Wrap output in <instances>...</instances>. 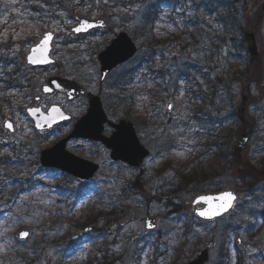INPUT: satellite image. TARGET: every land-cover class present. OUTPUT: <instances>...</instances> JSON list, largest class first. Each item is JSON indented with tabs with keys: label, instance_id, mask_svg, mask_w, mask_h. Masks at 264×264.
<instances>
[{
	"label": "rangeland",
	"instance_id": "rangeland-1",
	"mask_svg": "<svg viewBox=\"0 0 264 264\" xmlns=\"http://www.w3.org/2000/svg\"><path fill=\"white\" fill-rule=\"evenodd\" d=\"M18 1L0 0V54L22 51L24 55L27 48L23 49L20 41H25L27 35L37 40L43 32L53 31L52 56L57 63L49 72L76 78L90 93H101L104 103L110 101V84L114 80L119 82L121 74L133 71V80L120 83L127 81L132 88L125 89L127 94L131 93L135 114L131 120L140 121L138 127L135 122L134 126L149 155L142 169L133 168L112 162L102 145L76 139L67 142V150L99 164L90 180L42 167L38 160L40 151L61 135L55 130L45 134L35 131L24 113L40 83L28 90H5L0 80V152L9 164L0 166V264H11V254L17 256L19 252H29L35 259L33 264H185L206 244L210 246L206 264H223L224 249L230 257L228 264H237L239 258H246V264H264V220L259 219L264 217V181H259L258 189L249 191L248 183L241 184L234 157L228 158L230 151L233 156L238 135L246 131L250 139L242 160L258 172L264 166V119L256 129L249 125L254 122L253 116H260L259 106L264 108V86L259 88L255 76L250 78L249 74L243 83L232 85L229 68L238 65L242 72L248 53L238 27L229 34L225 32L224 20L215 9L216 0H210L212 13L206 11V0H139L130 6L119 4L121 12L131 8L128 16H114L109 23L111 31L92 37H73L69 33L74 15H84L88 6L79 0H67L60 6L53 0L33 16ZM36 1L40 0L23 3ZM260 3L223 0L222 5L233 9L244 28L254 21ZM150 4L162 6L154 14L158 21L157 37L145 44L136 35L140 49L133 59L116 67L107 84L98 85L95 55L121 30L120 21H134L128 27L135 24V28L142 24ZM225 12L224 9L222 14ZM255 35L264 71V11ZM75 64L85 66L84 71L76 72ZM221 66L225 67L226 86L217 91L213 88L217 78L214 68ZM182 72H188L192 79L183 78ZM83 73L89 74L82 76ZM242 95L247 97L244 104ZM10 96L15 98L6 105L2 99ZM44 102L63 105L64 97L54 95ZM168 102L170 110L166 109ZM85 107L86 99L80 98L68 105V110L76 118ZM241 108L245 111L240 112ZM7 118L14 124L13 134L2 126ZM143 119L147 121L143 123ZM41 135L45 137L38 143ZM168 163L194 174L200 181L197 188L181 189L178 196H173L171 183L178 186L179 180L171 167L164 169ZM213 171L219 174L215 175L216 180H202L204 173ZM122 187L130 190L123 191ZM213 187L233 190L237 204L231 214L213 223H203L192 215L191 200L200 190ZM110 194L115 198L110 199ZM100 195H106L105 199L115 206L122 203L117 224L107 229L103 221L96 229L87 223ZM147 215L158 218L151 231L144 228ZM87 227L90 229L85 233ZM22 229L29 232L25 239L17 237ZM105 237L109 241L100 252Z\"/></svg>",
	"mask_w": 264,
	"mask_h": 264
},
{
	"label": "water",
	"instance_id": "water-1",
	"mask_svg": "<svg viewBox=\"0 0 264 264\" xmlns=\"http://www.w3.org/2000/svg\"><path fill=\"white\" fill-rule=\"evenodd\" d=\"M263 8L264 1L260 11H262ZM77 19L79 20V24L76 25L75 28H80L81 32L87 31L96 25L104 26L103 20H88L86 18ZM46 36L50 38L48 39L47 44H44L43 41L45 40ZM245 38L247 41L248 52L251 55V60L253 63L258 64L259 56L253 32H247L245 34ZM52 39V32L44 33L43 37L37 43L30 47L25 56L26 62L33 66L45 65L53 62V60L49 57ZM135 52L136 46L131 38L125 32H120L110 42L105 50L98 54L101 81H103L106 74L115 65L126 61L127 59L132 57ZM29 57L32 58L31 61L29 60ZM263 80L264 78L262 76L260 81L262 82ZM46 88L49 90L45 91ZM41 91L43 94L53 92L65 93L69 100H72L79 95L86 94L85 90H83L82 86L77 82L59 77L49 78L46 81V84L41 87ZM169 105L171 104L169 103L167 105L168 110L170 109ZM53 109H56L57 111H53ZM26 113L32 119L33 126L36 130L48 129L58 122H61L65 119H70V116L68 114L66 115L64 111L61 110L57 105H51L47 113L40 112L39 108H27ZM105 121H107V118L102 108L101 101L98 96L94 95L89 100V106L86 113L80 119H78L72 131L65 138L56 142L53 146L43 149L40 152V164L44 167L59 168L67 172L68 174L82 180L90 179L96 172L98 165L95 162L78 157L65 149L66 142L69 139L86 138L102 142L106 148L110 149V157L112 158V160H119L130 166H138L148 155V151L140 144L132 123L123 119H121L117 123L107 121L108 124L114 128V131L110 136H104L102 134V129L103 123ZM9 122L13 126V123L8 119L4 121L3 126L9 132H13L14 127H12V129L6 127V124ZM247 141V134L243 133L238 137L237 144L234 149L238 157L240 152L246 149ZM227 192L233 193V191L231 190H224L217 193H203L194 197L192 201V204L194 206V215H196L201 220H213L215 218L221 217L227 212H230L234 206L236 199L233 201V206L231 208L226 211L220 212V214L218 215H212V213H214L220 207V205L224 203V201L218 198L223 193ZM234 196L236 197L235 194ZM200 211H204L208 213V215L201 216L198 214ZM149 222L152 223V227H148ZM155 222L156 219L154 217L147 216L144 219V226L147 230H152L155 227ZM88 230L89 228H86L85 232H87ZM22 232L28 231L24 229L20 230L17 233V237L19 239L26 238H21L20 233ZM208 249V246L204 247L186 264H205L208 260Z\"/></svg>",
	"mask_w": 264,
	"mask_h": 264
},
{
	"label": "trees",
	"instance_id": "trees-1",
	"mask_svg": "<svg viewBox=\"0 0 264 264\" xmlns=\"http://www.w3.org/2000/svg\"><path fill=\"white\" fill-rule=\"evenodd\" d=\"M53 0H40L38 2L35 3H30L27 5H24L23 0H19L18 1V5H21L22 7H26L27 9L32 11V16L35 14V12L37 10L42 9V5H50L51 2ZM65 1L67 0H55V4L57 5H64V3H66ZM74 0H70L71 3H73ZM81 2V4H87V9L86 12L87 15L92 14L93 12H98V14L100 16L105 17L106 19H112L113 16L119 15H125L128 16L127 12L131 10V8H128L127 10H124L121 12V9L119 8V4L121 5H131L133 2L135 1H139V0H79ZM223 0H216V6L215 9L219 10V17L221 16L223 18L224 21H222L225 25V32L227 34L234 32V29H236V27H238V29L240 30L241 34H242V25H240L239 21L236 20L235 16H234V12L233 9H229L228 5H222ZM219 3V4H217ZM225 9V14H222L223 10ZM214 11V9H213ZM136 11H134L135 13ZM133 13V15H134ZM146 21V20H145ZM121 25L124 26V22L125 21H120ZM136 32V34L134 33ZM153 31L151 30L150 27H148L147 25L144 24V21H142V24H140L139 26H137L136 28H134V31L132 32V36L134 38H136V35H143L141 38L142 43L145 42L146 40H149V43L151 44L153 41ZM243 36V34H242ZM224 42V39H220ZM219 41V40H217ZM242 41L244 42V38H242ZM221 42V41H220ZM31 44L29 39L25 40L22 43V47L25 48L27 45ZM238 65L235 66H230L229 71H231L230 74V80L232 82V85L234 83H243V81L246 79L245 75L250 76V69H251V64L249 62V55L246 58V66L244 68V70L241 72L239 71V69H237ZM80 66L78 64H75V68L74 70H78ZM225 67H216L214 68L215 71V76H217L216 80L213 82L214 86L213 88H216L217 91H221L222 89H224V87L226 86L225 83ZM182 76L183 78H186L189 80L192 79V76L189 75V73H185L182 72ZM188 77V78H187ZM248 77V76H247ZM13 79V78H11ZM133 80L132 75L129 77V80ZM14 80V79H13ZM10 81V80H9ZM235 84V85H236ZM121 85H123L121 83ZM126 86V88H125ZM7 87V86H6ZM120 87V88H119ZM9 88V87H7ZM123 88V89H122ZM127 88H131L130 85L128 83H126V85L124 84L122 87L119 85H115L111 88V93H110V101L109 102H105V107L108 111V113L110 114L111 117L116 118V117H123L125 119H133L134 115L132 110V104H131V100H130V96L131 93H126L125 89ZM127 94V95H126ZM11 97H7L2 99V101H4V103L6 105H10L11 103ZM264 100V99H263ZM261 108H259V115H256V121L255 123L259 126L261 120L264 119V108L261 106H259ZM261 117V118H260ZM147 121L146 119H143V123ZM133 122H135L136 126L138 127V124L140 121L133 120ZM261 152V151H259ZM224 157V155H223ZM226 157V156H225ZM224 157V158H225ZM232 156V152L230 151L228 158L229 160L231 159ZM7 162L4 161L1 157H0V166H4ZM8 164V163H7ZM245 165V167L242 168H238L237 166L235 167L238 174L241 175H245L246 176V180L248 182V188L249 191H254L252 188L253 182H255V179H253L252 176V170H253V166L248 163V162H244L243 163ZM262 165H264V162H262ZM166 167H171L173 169V173H174V177H176L177 179H179L180 183H179V188L184 190H187L189 188L195 189L197 188V185L200 183L199 179L197 177L194 176V174H189L187 172H185L183 169H181L179 166L177 167H172L171 163H168L165 165L164 169ZM264 167V166H263ZM11 169V168H10ZM6 170L9 171V168L6 166ZM219 175L217 171H213V172H207L204 173L202 177H204L202 180H211L214 181L216 180L217 176L215 175ZM240 175V176H241ZM262 192V196L264 195V190H261ZM172 193L175 194V191H172ZM119 206H115L114 204H112L111 202H98V204L96 205V207L93 209L92 214L90 217H88L87 219V223L90 224L92 226V228L96 229L97 225L100 224L101 221H103V223L105 224L106 229L111 227L114 222H117V216H119ZM103 228H100V231ZM108 240H101L102 245L100 246V252H103L102 250V246L103 245H107ZM103 257H107L109 258V256H105L103 255ZM222 258L224 259V263L223 264H228V252L224 249L223 253H222ZM34 258L32 257V255L29 252H19L17 254V256H13L11 254L10 256V260L9 262L11 264H33L34 263ZM104 264H108V263H104ZM222 264V262H221ZM241 264V263H240Z\"/></svg>",
	"mask_w": 264,
	"mask_h": 264
},
{
	"label": "flooded vegetation",
	"instance_id": "flooded-vegetation-1",
	"mask_svg": "<svg viewBox=\"0 0 264 264\" xmlns=\"http://www.w3.org/2000/svg\"><path fill=\"white\" fill-rule=\"evenodd\" d=\"M102 29V28H100ZM95 30H99V29H94L93 31H91V33H94ZM90 33V32H89ZM25 38V37H24ZM23 38V39H24ZM27 38H29L30 41V45H27V51L29 50V48L35 44L39 39L34 40L35 37L32 35H27ZM21 39V40H23ZM26 40V38L24 39ZM20 43H22L20 41ZM52 50V49H51ZM27 51L24 53H11V54H5L3 52H1L0 54V80L2 82V87L7 86L9 87V89H17V90H28V89H32L33 85L37 86L38 83H40L38 91L40 92V88L41 86H43L46 81L53 77V76H57V74H51L49 72V69L53 68V65H45V66H31L26 64L25 62V56ZM24 52V51H23ZM51 57H52V51H51ZM66 66L64 68H67V62H65ZM57 68V67H56ZM85 68V66H84ZM89 73H84V76H87ZM60 76V75H58ZM67 78V74L65 76H62ZM13 78V79H11ZM10 80V81H9ZM99 85H102V83L98 82ZM39 92H34V94L32 95V99H31V103H27V105L25 106L24 110L27 107H31V108H39L40 112L42 113H47L49 107L51 105H57L61 110L64 111V113L67 115V113H69L71 115V119L67 120L65 119L62 122H59L57 124H55L53 127L47 129V130H41V131H37L40 132L41 134H45V133H49V132H53L55 131H59L61 137L60 139L64 138L67 136V134L72 130L75 122L77 121L78 118H80L86 111L87 107H88V101L90 98L91 94H87L86 97H82L86 99V107H85V111L83 113H81L78 117L74 118V115L71 111L68 110V105H71L72 103H75L79 98L75 99V100H67V96L60 94V93H53V94H46V95H40ZM94 95H98L101 98V93H93ZM54 95H63L64 97V104L61 105L58 102H49V103H45V99L47 97L50 96H54ZM12 98L14 99L15 97L12 96ZM27 98V97H25ZM28 101V100H27ZM107 117L109 119H112V117L107 113ZM67 126L69 128H67ZM107 130H109V132H106ZM103 131L106 135L110 134L112 131V128L105 124ZM45 136H39L38 140H42V138ZM44 139V138H43ZM72 140H76V139H72ZM79 140V139H77ZM81 140V139H80ZM43 141V140H42ZM71 141V140H70ZM87 141V140H86ZM67 144V142H66ZM180 181V180H179ZM180 183V182H179ZM169 187V186H167ZM171 189L172 191H175V194L173 193V196H178L179 194L177 192L182 191L181 189H179V185L177 186L174 183H171ZM240 243V242H238Z\"/></svg>",
	"mask_w": 264,
	"mask_h": 264
},
{
	"label": "snow or ice",
	"instance_id": "snow-or-ice-1",
	"mask_svg": "<svg viewBox=\"0 0 264 264\" xmlns=\"http://www.w3.org/2000/svg\"><path fill=\"white\" fill-rule=\"evenodd\" d=\"M80 30H81L80 28L75 29V31H77V32L80 31ZM49 38L50 37L46 36L45 37V40L43 41V43L44 44H47ZM29 60L31 61L32 58L29 57ZM48 90L49 89H47V88L45 89V91H48ZM169 107L171 108V105H169ZM53 111H57V110L56 109H53ZM6 127H8L9 129H12L13 126L9 122V123L6 124ZM218 199L224 201V203L221 204L220 207L214 213H212V215H218V214H220V212L226 211L229 208H231L233 206V201L236 199V197L234 196L233 193L227 192V193H223ZM198 214L201 215V216L208 215V213H206L204 211H200ZM152 226H153L152 223L149 222L148 227H152ZM28 235H29L28 232H22V233H20L21 238L27 237Z\"/></svg>",
	"mask_w": 264,
	"mask_h": 264
}]
</instances>
